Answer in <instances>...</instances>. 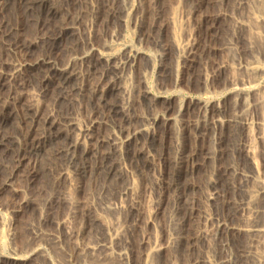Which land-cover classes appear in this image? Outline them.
Returning <instances> with one entry per match:
<instances>
[{
	"label": "rangeland",
	"instance_id": "obj_1",
	"mask_svg": "<svg viewBox=\"0 0 264 264\" xmlns=\"http://www.w3.org/2000/svg\"><path fill=\"white\" fill-rule=\"evenodd\" d=\"M252 3L0 0V264H263L264 76L221 101L264 66ZM110 42L140 51L79 58Z\"/></svg>",
	"mask_w": 264,
	"mask_h": 264
},
{
	"label": "bare ground",
	"instance_id": "obj_2",
	"mask_svg": "<svg viewBox=\"0 0 264 264\" xmlns=\"http://www.w3.org/2000/svg\"><path fill=\"white\" fill-rule=\"evenodd\" d=\"M252 2L255 3V4L252 3L253 6L255 5V7H257V5H258V8L263 11V12L259 11L258 8L255 10V7H253V9L256 13V15H255L257 17L256 19H258L261 23L264 22V9L261 8V5L264 8V4H263L264 0H252ZM173 23H175L174 20H173ZM256 23H257V21H256ZM250 24H253V23H250ZM249 27H250V25H249ZM253 27H255V26L253 25ZM253 27H252V29H254ZM255 29H257V28H255ZM177 30H178V26L175 23L174 36L176 39L177 48L180 51V53H184L186 47L184 45H182V43L180 42V37H179V33L177 32ZM257 38H258V36H257ZM261 38L262 37H260V39ZM139 51L140 50H138V49L132 48L129 44H127V42H124L122 44H116V43L110 42L102 50H97L95 48H89L87 51H84L79 58L82 60L83 59L87 60V58L91 59L93 57H97L99 60L105 61L106 63H108V62L112 63L113 62V64H115L114 67H116V69L121 70L124 68V66L127 62H129L131 59L132 60L134 59V57L139 53ZM51 69H54V71L58 70L60 72V75L63 76V83L66 85L72 83V81L74 79H76L78 77V74H79L75 71V69L73 68V65L71 63H67L66 65H64L61 68L52 67ZM246 69H247L248 74H250L252 76V78L247 80V82H245L243 80H237V79L229 82L227 84V86L224 88V91L222 92L221 97L223 99L221 101L228 99V97H235V98H238V99L244 101L246 97H248L251 93H253L256 90V88H255L256 85L254 82L257 79H259V77L264 76V66L256 61L255 64L247 66ZM260 79L262 80L263 78H260ZM61 84H62V81H61ZM68 88H70L71 91H75V92L78 91L77 87L75 88V87H69L68 86ZM225 93L227 95H225ZM221 101L211 98L210 100L205 99L204 101L202 99L201 103L205 109L214 110L216 105L219 104ZM260 102L264 103V97L260 98ZM188 103H189L188 100L186 102L185 101L183 102V104H185L186 107H187ZM188 109H190V108H188ZM69 124H70L69 126L75 130V131H73L74 134H73V144H72V149L74 150L76 147L82 146L83 139L85 137V133L87 132V128H80L74 122H71ZM244 124L248 125L247 120H244ZM262 125L264 128V120L262 121ZM263 133H264V131H263ZM133 136H134V134H132L130 137L128 136L129 138H126V140L131 141L133 139ZM37 142H38V145L36 148L38 150L43 149L45 147L44 139L42 140V137L38 138ZM247 150L250 152V150H251L250 144L247 146ZM256 191L260 192V193H264V185L261 184L258 188L255 187V188L251 189V191H250L251 195L254 194ZM215 196H216V194H210L208 196V198L213 199ZM218 229L221 231L223 228H221V226H219ZM247 230L252 231L254 233L258 232V234H260L264 237V226H261L259 228H251V229L247 228ZM261 260L264 264V257H262Z\"/></svg>",
	"mask_w": 264,
	"mask_h": 264
}]
</instances>
